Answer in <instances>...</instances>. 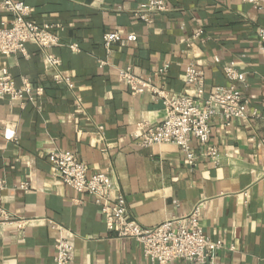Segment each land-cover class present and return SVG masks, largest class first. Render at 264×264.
<instances>
[{"label": "crops", "instance_id": "0c3cea01", "mask_svg": "<svg viewBox=\"0 0 264 264\" xmlns=\"http://www.w3.org/2000/svg\"><path fill=\"white\" fill-rule=\"evenodd\" d=\"M13 1L33 8L38 24L62 26V47L52 53L74 88L53 80L34 45L27 46V56L0 55V68L19 85L27 78L44 90L25 107L0 97V180L8 184L0 204L27 221L22 230L0 224V264H53L54 243L62 234L53 225L71 234L75 264H150L138 243L119 240L106 227L92 197L59 181L49 163L58 149L74 151L92 174L109 168L130 218L140 226L157 227L200 205L206 237L224 246L216 264H264L262 14L240 0H169L167 13L145 23L135 12L146 0ZM8 19L0 10V26ZM110 32L137 39L108 52L103 36ZM102 61L107 64L101 66ZM190 61L206 77L207 90L229 86L223 66L236 61L246 75L238 88L261 115L229 126L214 120L211 139L221 154L218 164L207 159L189 167L176 145L140 146L135 139L140 126L160 125L166 111L150 91L134 96L118 79L119 69L130 66L153 86L185 94Z\"/></svg>", "mask_w": 264, "mask_h": 264}, {"label": "built area", "instance_id": "2783aa9c", "mask_svg": "<svg viewBox=\"0 0 264 264\" xmlns=\"http://www.w3.org/2000/svg\"><path fill=\"white\" fill-rule=\"evenodd\" d=\"M169 0H146L135 12L145 23L152 22V15L168 12ZM244 5L254 7L264 19V0H240ZM0 10L10 16L0 26V55L5 58L28 55V45L39 48L43 55L45 70L58 84L73 89L70 78L63 75V63L52 50L62 47L58 32L64 29L58 23L46 22L38 24L32 20L33 8L13 0H0ZM136 35L110 32L103 36V45L108 52L113 46L126 40L133 43ZM258 40L264 45V28L259 30ZM73 52H80L77 44L68 45ZM263 54H264V47ZM216 63L221 60L216 58ZM107 62L102 61L101 66ZM224 75L231 82L229 86H215L207 90L206 77L195 61H190L185 70L188 91L185 94L170 93L168 90L153 86L151 81L135 74L133 68L123 67L118 71V79L125 83L132 95L143 94L146 90L161 101L166 117L155 127L142 125L136 142L143 147L155 145H176L182 151L190 167H197L201 160H210L215 164L220 161L218 147L212 143V123L220 118L227 126L240 119H257L261 115L258 110L250 109V102L238 88L245 83L246 75L237 68L236 61L223 66ZM21 85L13 78L7 68H0V97L9 99L10 104L34 103L35 96L44 93L42 87L33 86L27 78H21ZM193 141L198 144L194 147ZM49 163L55 170L59 181L77 194H85L94 199L106 227L115 233L119 240H133L140 245L144 258L150 264H216L218 254L224 249L219 242L206 237L201 226V206L197 205L190 215L167 219L154 228H144L136 220L130 218L126 197L113 180L109 168L97 173H90L89 167L78 158L72 150H55L49 156ZM6 180H0V195L6 190ZM21 187L28 190V184ZM1 202V201H0ZM27 221L17 218L0 204V224L16 225L19 230ZM60 229L62 233L54 243L55 255L53 264H75L74 250L69 231Z\"/></svg>", "mask_w": 264, "mask_h": 264}]
</instances>
